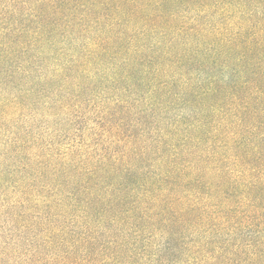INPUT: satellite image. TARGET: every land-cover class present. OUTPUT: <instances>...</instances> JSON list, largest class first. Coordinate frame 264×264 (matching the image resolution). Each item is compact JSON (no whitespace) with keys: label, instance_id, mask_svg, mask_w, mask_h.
Instances as JSON below:
<instances>
[{"label":"trees","instance_id":"1","mask_svg":"<svg viewBox=\"0 0 264 264\" xmlns=\"http://www.w3.org/2000/svg\"><path fill=\"white\" fill-rule=\"evenodd\" d=\"M130 90L164 121L141 124L151 169L119 173L120 210L81 207L68 264H264V0H0L2 191L74 162L44 106Z\"/></svg>","mask_w":264,"mask_h":264},{"label":"rangeland","instance_id":"2","mask_svg":"<svg viewBox=\"0 0 264 264\" xmlns=\"http://www.w3.org/2000/svg\"><path fill=\"white\" fill-rule=\"evenodd\" d=\"M146 108L132 90L118 100L97 104L92 109H86L71 97L44 106L52 123L71 128L67 133L62 132L63 136L56 140L59 150L51 153L60 156L65 150L72 151L70 158L74 162L69 165L70 170L65 172L63 166H58L65 172L60 182L67 179L70 182L63 189L60 182L52 178L54 172L46 169L42 174L36 172L34 179L28 180L22 188L16 190L9 186L8 194L0 186V264H68L72 261L68 253L84 230L80 219L85 212L81 207L89 205L95 209L94 205L98 204L91 198L107 193L116 200L112 213L116 212L120 208L119 200H126L132 191L131 187L127 191L116 190L119 173L129 168L135 171L137 166L147 169L152 164L149 155L142 153V148L145 146L148 152V147L140 141L139 133L143 135L146 126L152 140L164 121L154 122L145 114ZM146 119L147 125L142 126ZM1 152L0 161H3ZM43 152L48 153L45 149ZM48 157L45 154L44 159H50ZM88 157L92 159L86 163ZM139 158H144L141 163ZM112 163L116 164L115 170H110ZM125 188L127 185L123 186ZM82 250L78 248L79 254ZM109 253L90 249L87 257L90 256L91 262L98 260L96 264H104Z\"/></svg>","mask_w":264,"mask_h":264}]
</instances>
